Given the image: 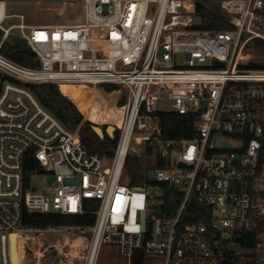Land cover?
I'll use <instances>...</instances> for the list:
<instances>
[{
    "label": "built area",
    "instance_id": "1",
    "mask_svg": "<svg viewBox=\"0 0 264 264\" xmlns=\"http://www.w3.org/2000/svg\"><path fill=\"white\" fill-rule=\"evenodd\" d=\"M200 3L0 0V264H15L14 235L19 264H33L31 233L75 230L88 236L82 264H98L105 247H117L123 264H264V69L246 67L264 42V0H211L223 29L194 24ZM15 4L46 5L60 20L73 8L76 20L37 24L11 11ZM12 36L38 68L6 54L17 46ZM43 82L121 85L112 91L119 139L111 156L90 151L80 126H65L26 85ZM167 112L196 116L192 137H167ZM141 152L154 159L146 169L157 185L123 182L127 156ZM29 153L38 166L27 179ZM25 211L95 218L85 227L28 226Z\"/></svg>",
    "mask_w": 264,
    "mask_h": 264
},
{
    "label": "trees",
    "instance_id": "2",
    "mask_svg": "<svg viewBox=\"0 0 264 264\" xmlns=\"http://www.w3.org/2000/svg\"><path fill=\"white\" fill-rule=\"evenodd\" d=\"M211 0H201L199 4V13L204 18V26L212 29L229 28L226 20L218 13V9L213 11L208 7ZM256 44L264 52V42L256 41ZM6 54L22 65L38 68L39 60L33 51H24L15 45H7L4 49ZM251 69H264V62L251 61L246 65ZM36 94L39 101L57 116L65 126L69 129H76L80 126V136L90 151L98 152L102 155L111 156L112 151L118 143V133L114 138L105 135L100 137L92 128L91 121L83 122V114L77 105L65 95L59 85L53 82L43 83H26ZM106 92L110 93L119 89L115 84L101 85ZM196 116L183 115L175 112H167L161 114L162 126L167 137H183L190 138L194 131V122ZM86 120H88L86 118ZM105 129V128H104ZM37 161L32 153L27 154L24 162V170L28 179L33 170L37 168ZM126 175L123 182L130 186H154L157 185L153 180L149 179L148 170L144 169L140 158L137 155L129 154L125 163ZM94 214L85 213L79 215L54 214V213H32L25 211L23 223L28 226H48V225H67V226H89L94 222ZM247 244V243H246ZM19 255V247L17 246ZM19 259V257H18Z\"/></svg>",
    "mask_w": 264,
    "mask_h": 264
},
{
    "label": "rangeland",
    "instance_id": "3",
    "mask_svg": "<svg viewBox=\"0 0 264 264\" xmlns=\"http://www.w3.org/2000/svg\"><path fill=\"white\" fill-rule=\"evenodd\" d=\"M45 6L43 5L40 8L36 4H15L11 7V11L25 13L37 24L68 23L75 22L76 20L74 19L75 12L73 8L65 9L64 15L60 20L53 12L47 11ZM56 6H60V4ZM79 14V18H82L83 13L80 12ZM251 54L250 62H264V52L261 49H252ZM178 62L180 64L184 63L183 55L179 56ZM117 87L120 88L121 85H117ZM60 89L73 100L88 121L102 128H106L107 125H115V122L119 123L117 121V107L119 106L115 102L116 92L108 93L97 85L80 86L75 84H62ZM132 145L136 148L139 147L134 141ZM137 156L140 158L144 169L151 166L154 167V159L152 157H148L142 152L137 154ZM43 181L44 176L41 175L32 178V184L35 186H40ZM30 235V238H26L28 242L26 246L28 263L82 264L88 246V236L86 233L75 230L66 235L35 233H31ZM39 252L42 253L40 259L35 255V253L37 254ZM123 262L124 260L117 247H105L98 264H123Z\"/></svg>",
    "mask_w": 264,
    "mask_h": 264
},
{
    "label": "water",
    "instance_id": "4",
    "mask_svg": "<svg viewBox=\"0 0 264 264\" xmlns=\"http://www.w3.org/2000/svg\"><path fill=\"white\" fill-rule=\"evenodd\" d=\"M203 23V17L202 16H198L195 20V25H201ZM11 40L21 49H23L24 51H30V47L28 46V44L26 43V41L20 37L17 36H12ZM218 64L221 65L220 62H218ZM92 128L96 131V133L104 138L105 135H109V137L114 138L116 135V127L114 125H107L106 128H102L101 126L97 125V124H93ZM149 177L153 178L154 177V172L153 170H151L149 172ZM16 243H12L11 245V252H12V257H13V261L15 264H19V259H18V252H17V239L15 241Z\"/></svg>",
    "mask_w": 264,
    "mask_h": 264
},
{
    "label": "bare ground",
    "instance_id": "5",
    "mask_svg": "<svg viewBox=\"0 0 264 264\" xmlns=\"http://www.w3.org/2000/svg\"><path fill=\"white\" fill-rule=\"evenodd\" d=\"M16 239H17V235H14L13 238H12V243H13V244L16 243V242H15Z\"/></svg>",
    "mask_w": 264,
    "mask_h": 264
}]
</instances>
